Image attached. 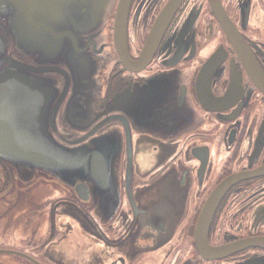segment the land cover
Instances as JSON below:
<instances>
[{
  "label": "flooded vegetation",
  "instance_id": "flooded-vegetation-1",
  "mask_svg": "<svg viewBox=\"0 0 264 264\" xmlns=\"http://www.w3.org/2000/svg\"><path fill=\"white\" fill-rule=\"evenodd\" d=\"M112 1L88 50L93 109L63 116L56 137L71 147L116 142L120 166L95 190L84 171L4 162L13 182L0 172V203L22 192L49 202L25 251L0 253L10 256L0 264H264V0ZM227 178L206 236L219 249L211 255L198 223ZM28 207L23 232L38 220Z\"/></svg>",
  "mask_w": 264,
  "mask_h": 264
},
{
  "label": "water",
  "instance_id": "water-1",
  "mask_svg": "<svg viewBox=\"0 0 264 264\" xmlns=\"http://www.w3.org/2000/svg\"><path fill=\"white\" fill-rule=\"evenodd\" d=\"M112 3L0 0V172H5L8 184H12L13 176L4 162L19 171L44 170L52 175L76 173L79 177L84 171L91 174L95 190L113 173L114 166H120L122 151L116 142L109 149L104 138L88 148L71 147L56 137L63 116L75 115L80 120L93 109L98 84L95 60L88 50L96 47ZM124 21L121 9L118 32ZM233 181L227 178L217 187L199 219L197 241L211 255L219 249L206 245L208 229L225 189ZM77 189L85 194L89 191L85 183ZM119 205L108 206L117 211ZM104 208L99 206L98 214Z\"/></svg>",
  "mask_w": 264,
  "mask_h": 264
},
{
  "label": "rangeland",
  "instance_id": "rangeland-1",
  "mask_svg": "<svg viewBox=\"0 0 264 264\" xmlns=\"http://www.w3.org/2000/svg\"><path fill=\"white\" fill-rule=\"evenodd\" d=\"M18 184L22 183L18 182ZM48 202L49 200L46 196L38 201L34 200L32 195L28 196V193L25 194L24 192L17 195V200H15L14 204L10 207L3 205V202H1L0 209L4 210L7 214H10V218H14L13 220L10 219L6 224H3L4 222L0 221V249L25 251L24 249L27 247V237L35 238L37 232L43 227L42 220L44 214L48 211V208H46ZM27 206H29L27 211H32L39 220V223L38 220H32L28 232H23V221H21L20 218ZM2 217L3 216H0V219ZM9 257V255H0V262L7 260Z\"/></svg>",
  "mask_w": 264,
  "mask_h": 264
}]
</instances>
